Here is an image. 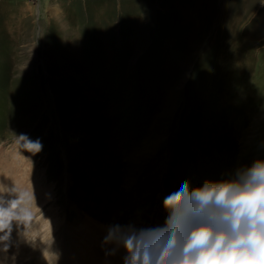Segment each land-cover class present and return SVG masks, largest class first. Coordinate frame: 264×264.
<instances>
[{"label": "rangeland", "instance_id": "rangeland-1", "mask_svg": "<svg viewBox=\"0 0 264 264\" xmlns=\"http://www.w3.org/2000/svg\"><path fill=\"white\" fill-rule=\"evenodd\" d=\"M6 151L51 189L31 225L167 215L173 180L264 155V0H0Z\"/></svg>", "mask_w": 264, "mask_h": 264}, {"label": "clouds", "instance_id": "clouds-1", "mask_svg": "<svg viewBox=\"0 0 264 264\" xmlns=\"http://www.w3.org/2000/svg\"><path fill=\"white\" fill-rule=\"evenodd\" d=\"M167 215L107 225V256L123 264H264V155L220 178L166 189Z\"/></svg>", "mask_w": 264, "mask_h": 264}, {"label": "bare ground", "instance_id": "bare-ground-1", "mask_svg": "<svg viewBox=\"0 0 264 264\" xmlns=\"http://www.w3.org/2000/svg\"><path fill=\"white\" fill-rule=\"evenodd\" d=\"M1 154L0 264H83L74 262V258H80V253L85 256L84 260L88 264H113L112 261L108 263V259H105L107 263H104L99 258L107 226L88 216L73 222L69 221L63 212H52L51 216L42 214L37 218L38 226L31 225V218L36 216L43 206L50 202L49 206L52 208L51 189L43 190L41 198L35 192L28 193L32 186L37 192L40 191L37 188V179L27 173L29 163L18 160L14 151ZM17 189L21 195L12 192ZM48 198H51V201ZM132 203L139 205L138 196ZM123 252L124 250L120 249L115 258L114 255L111 257L115 260L114 264H123Z\"/></svg>", "mask_w": 264, "mask_h": 264}]
</instances>
